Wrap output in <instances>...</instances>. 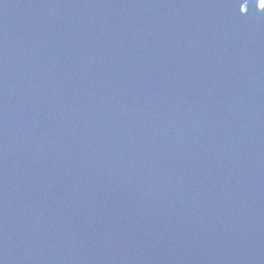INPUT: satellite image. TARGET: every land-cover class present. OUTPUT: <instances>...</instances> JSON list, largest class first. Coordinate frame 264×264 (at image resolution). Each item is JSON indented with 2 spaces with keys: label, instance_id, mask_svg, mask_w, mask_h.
Returning <instances> with one entry per match:
<instances>
[{
  "label": "water",
  "instance_id": "95a60500",
  "mask_svg": "<svg viewBox=\"0 0 264 264\" xmlns=\"http://www.w3.org/2000/svg\"><path fill=\"white\" fill-rule=\"evenodd\" d=\"M0 264H264L259 0H0Z\"/></svg>",
  "mask_w": 264,
  "mask_h": 264
},
{
  "label": "snow or ice",
  "instance_id": "6c2138e0",
  "mask_svg": "<svg viewBox=\"0 0 264 264\" xmlns=\"http://www.w3.org/2000/svg\"><path fill=\"white\" fill-rule=\"evenodd\" d=\"M259 7L261 10H264V0H259ZM247 11V9H245V12Z\"/></svg>",
  "mask_w": 264,
  "mask_h": 264
}]
</instances>
